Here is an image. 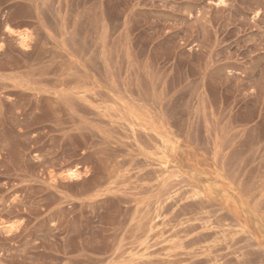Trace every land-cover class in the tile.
I'll list each match as a JSON object with an SVG mask.
<instances>
[{
  "label": "rangeland",
  "instance_id": "obj_1",
  "mask_svg": "<svg viewBox=\"0 0 264 264\" xmlns=\"http://www.w3.org/2000/svg\"><path fill=\"white\" fill-rule=\"evenodd\" d=\"M0 264H264V0H0Z\"/></svg>",
  "mask_w": 264,
  "mask_h": 264
},
{
  "label": "bare ground",
  "instance_id": "obj_2",
  "mask_svg": "<svg viewBox=\"0 0 264 264\" xmlns=\"http://www.w3.org/2000/svg\"><path fill=\"white\" fill-rule=\"evenodd\" d=\"M19 37H20V36H19ZM27 38H28V37H27ZM25 39H26L25 36H21V37H20V40H21V41H23V40H25ZM21 44H23V43H21Z\"/></svg>",
  "mask_w": 264,
  "mask_h": 264
}]
</instances>
